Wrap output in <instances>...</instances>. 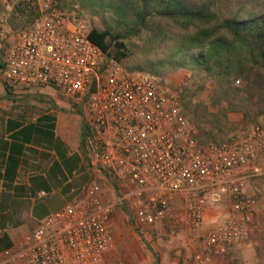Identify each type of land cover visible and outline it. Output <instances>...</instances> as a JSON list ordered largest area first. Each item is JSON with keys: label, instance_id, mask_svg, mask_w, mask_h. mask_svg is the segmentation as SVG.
I'll list each match as a JSON object with an SVG mask.
<instances>
[{"label": "built area", "instance_id": "2783aa9c", "mask_svg": "<svg viewBox=\"0 0 264 264\" xmlns=\"http://www.w3.org/2000/svg\"><path fill=\"white\" fill-rule=\"evenodd\" d=\"M3 4L8 12L23 5L37 14L7 51L5 81L21 88L53 86L82 105L94 166L115 187L107 202L96 180L85 184L80 199L46 218L19 249H0V264H120L113 258L112 230L118 204L128 207L134 226L153 228L180 201L194 243L187 264H212L213 254L229 252L250 235L259 207L250 184L264 179V117L202 147L178 94L106 55L91 41L82 15L56 9L54 0ZM223 205L226 221L205 228L207 212Z\"/></svg>", "mask_w": 264, "mask_h": 264}, {"label": "trees", "instance_id": "16d2710c", "mask_svg": "<svg viewBox=\"0 0 264 264\" xmlns=\"http://www.w3.org/2000/svg\"><path fill=\"white\" fill-rule=\"evenodd\" d=\"M66 13L87 11L101 19L103 29L93 28L89 37L110 58L125 68L146 72L165 85L162 75L169 70H186L191 75L174 87L184 115L198 129L199 145L225 141L255 124L264 114V0H54ZM13 16L31 27L37 14L19 5ZM142 41L141 47L130 42ZM136 48L143 54L136 57ZM135 61V62H136ZM6 63L0 67L5 68ZM239 82V84H237ZM8 92L9 87L3 83ZM210 92L207 101L204 95ZM77 106V105H76ZM80 106V107H79ZM74 108V107H73ZM74 109L83 115L82 105ZM240 113L238 124L229 114ZM92 136L84 125V142ZM264 180V179H263ZM112 187L115 184L108 181ZM122 216L133 225L129 209L118 204ZM231 251L215 255V263H230Z\"/></svg>", "mask_w": 264, "mask_h": 264}, {"label": "crops", "instance_id": "0c3cea01", "mask_svg": "<svg viewBox=\"0 0 264 264\" xmlns=\"http://www.w3.org/2000/svg\"><path fill=\"white\" fill-rule=\"evenodd\" d=\"M12 88L1 93L0 104V249H19L100 177L83 138L87 115L64 103L53 86Z\"/></svg>", "mask_w": 264, "mask_h": 264}, {"label": "rangeland", "instance_id": "374dc122", "mask_svg": "<svg viewBox=\"0 0 264 264\" xmlns=\"http://www.w3.org/2000/svg\"><path fill=\"white\" fill-rule=\"evenodd\" d=\"M73 13L78 14L77 12ZM80 15L85 18L92 29H103L104 25L99 17L93 16L87 11H82ZM27 28L25 19L21 16H13L11 12H8L4 8L3 0H0V64L5 63L7 51L17 34ZM128 43H132L136 47L142 46V41L136 38H133ZM142 55L139 48H136L138 60ZM135 61V58H129L124 60L123 65L130 67L137 64V61ZM4 69L0 67V104H3L2 102L5 101L3 94H1L5 91L3 83H6L9 89L12 88V85L4 79ZM190 75L191 73L186 70H169L162 75L165 82L164 87L176 93L174 89L182 85ZM57 92L59 95L61 94L63 102L69 103L68 105L72 109L78 106L73 104L66 95L59 91ZM209 92L210 89L208 87L204 95L205 101H207ZM68 109L70 108L68 107ZM82 112L83 114H87L83 106ZM263 117L264 114L258 121ZM242 118L243 116L240 113L229 114V120L232 123L238 124L242 121ZM86 123L90 124L88 114ZM241 131L243 130L238 131L236 134H230L229 138ZM96 181L104 188L105 200L112 202L109 190L112 186L109 182L105 181L102 176L98 177ZM250 186L258 193L259 207L255 215L253 231L243 242L230 250L232 253L230 263L232 264H264V180H255ZM181 204L180 201L176 202L171 207V215L162 223L156 224L153 228L132 226L122 216L116 205L114 207L112 224L116 241L114 252L117 253V257L115 260L120 264H187L191 261L194 254V243L192 237L184 227ZM227 217L228 208L226 205L211 209L206 215L205 228L210 229L224 223ZM211 261L215 263L214 254L211 256ZM218 264L224 263L220 260Z\"/></svg>", "mask_w": 264, "mask_h": 264}]
</instances>
